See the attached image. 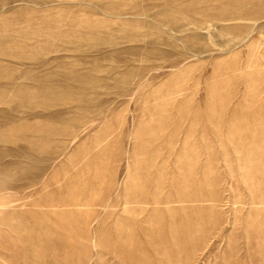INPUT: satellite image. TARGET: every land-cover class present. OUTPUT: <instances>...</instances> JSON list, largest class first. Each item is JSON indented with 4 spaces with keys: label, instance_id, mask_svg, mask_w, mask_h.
Masks as SVG:
<instances>
[{
    "label": "rangeland",
    "instance_id": "374dc122",
    "mask_svg": "<svg viewBox=\"0 0 264 264\" xmlns=\"http://www.w3.org/2000/svg\"><path fill=\"white\" fill-rule=\"evenodd\" d=\"M0 264H264V0H0Z\"/></svg>",
    "mask_w": 264,
    "mask_h": 264
}]
</instances>
